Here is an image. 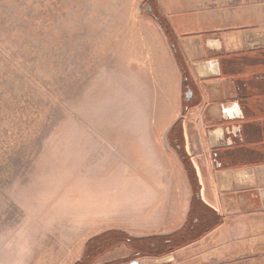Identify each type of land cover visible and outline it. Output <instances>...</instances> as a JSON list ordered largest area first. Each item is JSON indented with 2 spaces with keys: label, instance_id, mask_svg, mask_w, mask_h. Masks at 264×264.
Wrapping results in <instances>:
<instances>
[{
  "label": "rangeland",
  "instance_id": "rangeland-1",
  "mask_svg": "<svg viewBox=\"0 0 264 264\" xmlns=\"http://www.w3.org/2000/svg\"><path fill=\"white\" fill-rule=\"evenodd\" d=\"M144 1L0 0V264H75L104 230L183 222L193 186L166 141L182 82L155 63Z\"/></svg>",
  "mask_w": 264,
  "mask_h": 264
},
{
  "label": "crops",
  "instance_id": "crops-1",
  "mask_svg": "<svg viewBox=\"0 0 264 264\" xmlns=\"http://www.w3.org/2000/svg\"><path fill=\"white\" fill-rule=\"evenodd\" d=\"M154 7L161 40L153 58L159 66L167 58L182 82L181 115L166 141L193 193L177 232L134 235L150 239L114 264H264V0H155Z\"/></svg>",
  "mask_w": 264,
  "mask_h": 264
},
{
  "label": "trees",
  "instance_id": "trees-1",
  "mask_svg": "<svg viewBox=\"0 0 264 264\" xmlns=\"http://www.w3.org/2000/svg\"><path fill=\"white\" fill-rule=\"evenodd\" d=\"M151 5L153 8H155L154 0ZM166 28V27H164ZM179 62L181 63L182 60L179 59ZM184 78H188V74L184 73ZM185 113L186 109H188V103H185ZM180 127V122H177L175 128ZM181 130V128H179ZM189 166V165H188ZM189 172L193 177L194 176V170L192 168H188ZM198 186L195 185V189ZM150 238L145 239H139L132 237L128 235L127 233L119 230H108L103 233L97 234L94 237H92L86 245L85 253L82 259L75 264H92V262L97 259L99 256H101L104 252L107 250L113 248L114 246L121 244V243H127L129 246L133 245H144L143 242L149 240ZM157 239V238H155ZM187 242V241H186ZM163 243H167L166 240ZM170 245V244H169ZM172 246V244H171Z\"/></svg>",
  "mask_w": 264,
  "mask_h": 264
},
{
  "label": "flooded vegetation",
  "instance_id": "flooded-vegetation-1",
  "mask_svg": "<svg viewBox=\"0 0 264 264\" xmlns=\"http://www.w3.org/2000/svg\"><path fill=\"white\" fill-rule=\"evenodd\" d=\"M147 6H149V5L146 4V0H145V1L143 2L142 7H143V8H144V7L147 8ZM145 8H144V10H145ZM151 14H152V16H154V15H155L154 11H152ZM183 77H184V74H183ZM188 86H189L188 78H187V79L184 78V88L187 90ZM186 92H187V91H186ZM173 141L176 142V139L173 138ZM178 147H179V146H178ZM140 253H141V252H140ZM140 253H135V254L132 256V257L134 258V260H135L136 258H140V257H141V256H139ZM132 261H133V259H132ZM132 261H131V260H130V261H124V262H121V263H118V264H130Z\"/></svg>",
  "mask_w": 264,
  "mask_h": 264
},
{
  "label": "water",
  "instance_id": "water-1",
  "mask_svg": "<svg viewBox=\"0 0 264 264\" xmlns=\"http://www.w3.org/2000/svg\"><path fill=\"white\" fill-rule=\"evenodd\" d=\"M139 10L141 12V10H142V7L141 6H140ZM152 10L153 9H152L151 5L147 6V11L148 12H152ZM153 18L156 19V16L154 15ZM186 96H187L188 99L191 96V90L189 88H187V94H186Z\"/></svg>",
  "mask_w": 264,
  "mask_h": 264
}]
</instances>
